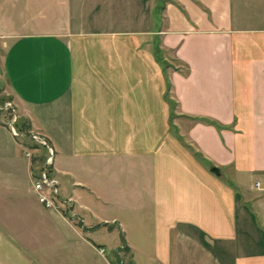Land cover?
Instances as JSON below:
<instances>
[{
  "label": "crops",
  "instance_id": "0c3cea01",
  "mask_svg": "<svg viewBox=\"0 0 264 264\" xmlns=\"http://www.w3.org/2000/svg\"><path fill=\"white\" fill-rule=\"evenodd\" d=\"M0 93V264H264V0H0Z\"/></svg>",
  "mask_w": 264,
  "mask_h": 264
},
{
  "label": "built area",
  "instance_id": "2783aa9c",
  "mask_svg": "<svg viewBox=\"0 0 264 264\" xmlns=\"http://www.w3.org/2000/svg\"><path fill=\"white\" fill-rule=\"evenodd\" d=\"M12 111H14L13 108ZM9 127L13 135L17 136L19 134L11 123H9ZM29 134L36 143L42 145L45 148L47 153L44 160V166L42 167L40 174L36 177H33L32 179V190L37 196L38 201L45 207L58 209L56 205V201L59 200L58 181L54 177L48 175V169L52 163L54 155L53 149L38 133L30 131ZM27 155H29V153H27ZM254 185L258 186V182L254 183ZM67 202H72V200L68 199ZM99 252L102 255H106V251L103 248H100Z\"/></svg>",
  "mask_w": 264,
  "mask_h": 264
},
{
  "label": "rangeland",
  "instance_id": "374dc122",
  "mask_svg": "<svg viewBox=\"0 0 264 264\" xmlns=\"http://www.w3.org/2000/svg\"><path fill=\"white\" fill-rule=\"evenodd\" d=\"M12 108L14 109V111H12ZM0 114L2 115V118L5 121H7L8 123H11L15 127L18 133L21 132L18 130L17 121L21 120L22 118L18 116V113L16 112V109L12 103L11 98L6 93H0ZM43 166H44V161L42 162V167ZM64 211L65 213L67 212V210H64ZM75 212H77V210H75ZM124 248L125 249H122L123 252L120 251L118 258L115 257L114 259L115 264H130L131 263L129 261L128 249L126 247Z\"/></svg>",
  "mask_w": 264,
  "mask_h": 264
},
{
  "label": "trees",
  "instance_id": "16d2710c",
  "mask_svg": "<svg viewBox=\"0 0 264 264\" xmlns=\"http://www.w3.org/2000/svg\"><path fill=\"white\" fill-rule=\"evenodd\" d=\"M195 119L200 120V121L207 123V124L218 125L217 123H215L214 121H212L208 118L195 117ZM17 127H18V130L21 132H27L30 129V126L24 121V119L17 121ZM123 249H125V248H123Z\"/></svg>",
  "mask_w": 264,
  "mask_h": 264
},
{
  "label": "water",
  "instance_id": "95a60500",
  "mask_svg": "<svg viewBox=\"0 0 264 264\" xmlns=\"http://www.w3.org/2000/svg\"><path fill=\"white\" fill-rule=\"evenodd\" d=\"M211 171L216 173V174H219L218 168L215 166L211 168Z\"/></svg>",
  "mask_w": 264,
  "mask_h": 264
}]
</instances>
